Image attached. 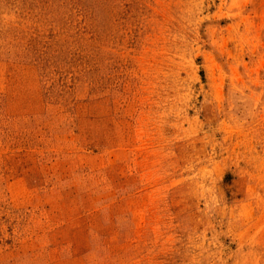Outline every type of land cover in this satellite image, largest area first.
I'll return each instance as SVG.
<instances>
[{
  "label": "rangeland",
  "instance_id": "374dc122",
  "mask_svg": "<svg viewBox=\"0 0 264 264\" xmlns=\"http://www.w3.org/2000/svg\"><path fill=\"white\" fill-rule=\"evenodd\" d=\"M0 264H264V0H0Z\"/></svg>",
  "mask_w": 264,
  "mask_h": 264
}]
</instances>
